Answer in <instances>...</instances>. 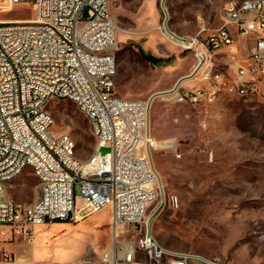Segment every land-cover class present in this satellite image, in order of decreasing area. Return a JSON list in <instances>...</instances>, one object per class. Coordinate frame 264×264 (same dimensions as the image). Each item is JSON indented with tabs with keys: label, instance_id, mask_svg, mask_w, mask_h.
<instances>
[{
	"label": "built area",
	"instance_id": "1",
	"mask_svg": "<svg viewBox=\"0 0 264 264\" xmlns=\"http://www.w3.org/2000/svg\"><path fill=\"white\" fill-rule=\"evenodd\" d=\"M34 11L33 20L0 21V264H94L19 262L6 246L32 240L36 227L79 224L106 208L118 244L100 264H136L138 251L154 263L171 257L172 264H187L189 256L150 239L146 218L162 193L152 156L151 104L116 92L119 23L110 0H36ZM198 37L185 47L201 46L191 77L202 73L209 87L189 90L181 80L161 93L165 101L202 105L224 89L264 101V0L228 3L221 26L209 33L204 28ZM239 39L247 40L245 52ZM219 55L227 60L226 72L213 62ZM48 98L73 101L89 119L98 147L88 161L75 157L69 135L52 134ZM102 147L111 152L103 155ZM28 168L39 180V197L31 205L15 203L7 198V185ZM144 229L138 244L121 241Z\"/></svg>",
	"mask_w": 264,
	"mask_h": 264
},
{
	"label": "rangeland",
	"instance_id": "2",
	"mask_svg": "<svg viewBox=\"0 0 264 264\" xmlns=\"http://www.w3.org/2000/svg\"><path fill=\"white\" fill-rule=\"evenodd\" d=\"M222 1L110 0L119 23L113 50L118 64L116 92L144 101L159 94L151 104L150 132L162 193L146 218L157 242L189 256L187 264H264V101L225 90L202 105L168 102L161 95L192 76L201 48L198 44L186 49L171 36L201 39L202 29L208 33L218 29ZM35 2L0 0V21L33 20ZM87 18L88 10L83 21ZM142 51L158 63L147 61ZM223 59L219 55L213 62L226 72ZM183 87L197 90L209 84L200 73ZM47 110L55 119L52 134L69 135L76 143L75 157L88 161L98 140L87 116L71 100H53ZM100 151L106 155L111 149ZM76 192L80 195L78 188ZM6 194L15 203L31 205L39 197V180L28 168L7 185ZM111 216L106 208L79 224L58 221L33 229L39 262L100 264L118 244ZM144 232L125 234L121 241L138 244ZM173 261L166 257L154 263L138 251L135 263Z\"/></svg>",
	"mask_w": 264,
	"mask_h": 264
},
{
	"label": "crops",
	"instance_id": "3",
	"mask_svg": "<svg viewBox=\"0 0 264 264\" xmlns=\"http://www.w3.org/2000/svg\"><path fill=\"white\" fill-rule=\"evenodd\" d=\"M232 1H234V2H242V1H245V0H223L222 4H221L222 12H223L224 8L226 7V5L228 3H230V2H232ZM221 20H222V13H221ZM19 21H21V20L5 21V22H19ZM246 43H247V40L239 39L240 50L242 52H245V50H246L245 49L246 48ZM223 60L225 61V64H224V67H225L227 65V60L226 59H223ZM114 64H116L115 56H114ZM191 80H192V78H188V79L182 80L181 86L183 87V84H185L186 82H190ZM183 88H185V87H183ZM185 89H187V88H185ZM43 226L36 227L35 229H37L39 231V230H41V228ZM33 241L34 240L28 241V240H25L23 238H18L14 242L7 244L6 247H7V249L10 252H12L14 254L15 258L19 262H39L41 257L39 256L40 254L38 255V253L36 252V249L34 247ZM31 247H33V251L32 252H31ZM85 261H88V260H84L83 262H85Z\"/></svg>",
	"mask_w": 264,
	"mask_h": 264
},
{
	"label": "bare ground",
	"instance_id": "4",
	"mask_svg": "<svg viewBox=\"0 0 264 264\" xmlns=\"http://www.w3.org/2000/svg\"><path fill=\"white\" fill-rule=\"evenodd\" d=\"M167 33V32H166ZM168 34V33H167ZM171 38L173 39V40H175L176 42H178V43H180V44H182L184 47H186V46H189V47H191V44H193V42H194V39H181V38H176V37H173V36H171ZM188 78H192V77H187L186 79H188ZM227 93L229 92V93H235L236 94V89H224ZM165 97V96H164ZM256 98H258V97H254V96H247V99H256ZM53 100H59V99H55V98H48V100H47V105L51 102V101H53ZM79 109H80V111L83 113V111L81 110V107H79ZM84 114V113H83ZM148 223L150 224V220H148ZM150 233V232H149ZM150 239H155L153 236H152V234L150 233ZM155 243H156V245H158V246H161L158 242H157V240L155 239Z\"/></svg>",
	"mask_w": 264,
	"mask_h": 264
},
{
	"label": "trees",
	"instance_id": "5",
	"mask_svg": "<svg viewBox=\"0 0 264 264\" xmlns=\"http://www.w3.org/2000/svg\"><path fill=\"white\" fill-rule=\"evenodd\" d=\"M142 54H143V56L145 57V59H146L147 61L152 62V63H158L156 60L153 59L152 56L147 55L144 51H142Z\"/></svg>",
	"mask_w": 264,
	"mask_h": 264
},
{
	"label": "water",
	"instance_id": "6",
	"mask_svg": "<svg viewBox=\"0 0 264 264\" xmlns=\"http://www.w3.org/2000/svg\"><path fill=\"white\" fill-rule=\"evenodd\" d=\"M165 1V0H164ZM164 3V2H163ZM159 94H156V95H154L151 99H150V104H152V101H153V99L156 97V96H158Z\"/></svg>",
	"mask_w": 264,
	"mask_h": 264
}]
</instances>
